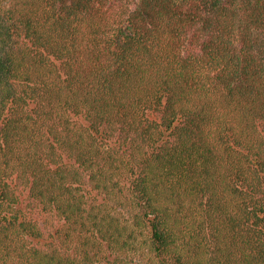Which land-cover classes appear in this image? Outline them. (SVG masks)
<instances>
[{"label": "trees", "instance_id": "trees-1", "mask_svg": "<svg viewBox=\"0 0 264 264\" xmlns=\"http://www.w3.org/2000/svg\"><path fill=\"white\" fill-rule=\"evenodd\" d=\"M0 264H264V0H0Z\"/></svg>", "mask_w": 264, "mask_h": 264}]
</instances>
